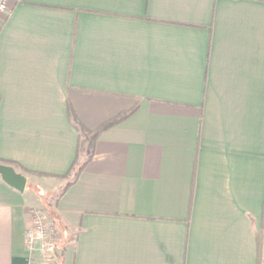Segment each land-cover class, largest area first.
Masks as SVG:
<instances>
[{
	"label": "crops",
	"instance_id": "0c3cea01",
	"mask_svg": "<svg viewBox=\"0 0 264 264\" xmlns=\"http://www.w3.org/2000/svg\"><path fill=\"white\" fill-rule=\"evenodd\" d=\"M3 161L68 186L60 264H264V0H11ZM35 204L0 176V264Z\"/></svg>",
	"mask_w": 264,
	"mask_h": 264
},
{
	"label": "built area",
	"instance_id": "2783aa9c",
	"mask_svg": "<svg viewBox=\"0 0 264 264\" xmlns=\"http://www.w3.org/2000/svg\"><path fill=\"white\" fill-rule=\"evenodd\" d=\"M10 1L0 0V21L4 15L8 14ZM32 213V223L26 231V247L31 259L35 257L34 255L41 253L47 257L44 264L47 261L60 264L62 232L42 209H36ZM29 264H34V262Z\"/></svg>",
	"mask_w": 264,
	"mask_h": 264
},
{
	"label": "rangeland",
	"instance_id": "374dc122",
	"mask_svg": "<svg viewBox=\"0 0 264 264\" xmlns=\"http://www.w3.org/2000/svg\"><path fill=\"white\" fill-rule=\"evenodd\" d=\"M22 174L24 175L25 173ZM49 183L50 184L48 186L42 187L39 185H34L32 182H29L27 184L26 192L36 203L35 206L31 208V211L33 212L36 209H42L49 216L50 220L53 221V218L56 217L57 215L56 208L58 205L59 198L63 194L64 188L66 186L63 187V182L60 180H52ZM32 215L33 213H31V221H32ZM62 236H63L62 244L64 242L63 249L65 250V248H67L70 244L73 243L75 239V235L70 234V232H68V236L66 237V233L63 234L62 232ZM37 256L40 257L41 259L39 258L38 260H36L34 264H38V263L44 264L45 259L47 257L43 256L41 253H38ZM46 264H52V261L51 262L47 261Z\"/></svg>",
	"mask_w": 264,
	"mask_h": 264
},
{
	"label": "water",
	"instance_id": "95a60500",
	"mask_svg": "<svg viewBox=\"0 0 264 264\" xmlns=\"http://www.w3.org/2000/svg\"><path fill=\"white\" fill-rule=\"evenodd\" d=\"M0 176L3 181L17 191L24 193L27 188V177L18 172L14 167L0 164Z\"/></svg>",
	"mask_w": 264,
	"mask_h": 264
},
{
	"label": "trees",
	"instance_id": "16d2710c",
	"mask_svg": "<svg viewBox=\"0 0 264 264\" xmlns=\"http://www.w3.org/2000/svg\"><path fill=\"white\" fill-rule=\"evenodd\" d=\"M69 113H70V116H71L73 119H76V115L74 114V112H73V110H72L71 107H70ZM128 115H129V113H128V114H124V115L118 117L117 119H115V120H113V121H110L109 123L105 124V125L102 127V129H103V130H106V129L110 128L111 126H113V125L119 123L120 121L124 120ZM80 126L82 127V130H84L85 127H84L83 125H81V124H80ZM3 162H4V164H6V165H10V166L14 167L15 169L19 167V165H17V164L14 163V162H10V161H3ZM76 165H77V159H76L74 165L72 166L70 172H71V171H76V167H77ZM22 170H23L24 172L26 171V170H24V169H22ZM23 171H22V172H23ZM78 171H81V169L79 168V169L77 170V172H78ZM26 172H27V171H26ZM69 174H70V173H69ZM67 187H68V186H66V187L64 188V192H65V190L67 189ZM52 222L55 224V226L58 227V229H59L61 232H63L64 228L61 227V224H60V221L58 220L57 215H56V217L53 218V221H52ZM63 248H64V246H63V244H62V249H61L62 253H61V255L59 256V261H60V262L62 261V258H63V256H64V252H65V250H64Z\"/></svg>",
	"mask_w": 264,
	"mask_h": 264
}]
</instances>
